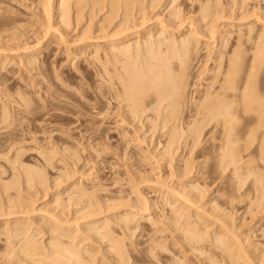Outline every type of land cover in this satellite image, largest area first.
Listing matches in <instances>:
<instances>
[{"label":"rangeland","instance_id":"rangeland-1","mask_svg":"<svg viewBox=\"0 0 264 264\" xmlns=\"http://www.w3.org/2000/svg\"><path fill=\"white\" fill-rule=\"evenodd\" d=\"M3 1L9 34L20 43L10 36V45L6 35L0 40L6 46L0 53V264H22L25 252L17 247L31 240L46 256L57 240L76 247L92 264H169L173 258L208 264L209 254L187 247L185 221L207 234L208 247L219 237L229 240L226 249L241 259L230 261L264 264V162L242 153L222 174L218 127L212 123L195 142L191 112L224 85L230 61L243 62L245 70L264 46V0H69L65 6L51 0V8L50 0ZM184 44L195 62L171 143L166 104L147 99L134 118L115 80L127 57L141 73L159 67L156 57L172 50L183 52L171 54L179 64L187 58ZM42 108L50 116L42 118ZM33 110L41 111L35 123L15 118ZM11 136L26 140L15 144ZM248 159L260 176L241 170ZM25 170L38 179L28 183Z\"/></svg>","mask_w":264,"mask_h":264},{"label":"bare ground","instance_id":"bare-ground-1","mask_svg":"<svg viewBox=\"0 0 264 264\" xmlns=\"http://www.w3.org/2000/svg\"><path fill=\"white\" fill-rule=\"evenodd\" d=\"M67 1L69 0H60V3L61 5H68L69 3H67ZM81 1V0H80ZM79 0L77 1L78 4L80 2ZM3 0H0V40L1 38H4L5 35L7 36V40H9V43H10V36L12 38V42L13 44H15L16 40L15 37H17V35H15V37L13 38V35L12 33L9 34V25L11 24H8L6 22V12L4 11V9H2L1 6H3ZM49 2V0H48ZM70 2V1H69ZM76 2V3H77ZM99 2V0H98ZM47 3V2H45ZM44 3V4H45ZM51 5V0H50V3ZM49 4H45V8H46V11L48 12L49 9L53 6H49ZM4 5H6L4 3ZM46 5H48L50 8H48V6L46 7ZM63 7V6H62ZM64 8H68L67 6L64 7ZM64 9V10H66ZM7 11V10H6ZM45 11V12H46ZM67 11V10H66ZM5 12V13H4ZM9 12V11H8ZM44 12V13H45ZM50 12L51 10L49 11V14L47 13V15L50 16ZM3 13L6 14L5 16H3ZM63 13V12H62ZM66 13V12H64ZM46 15V16H47ZM63 15V14H62ZM49 16H47L48 18H50ZM66 16V15H65ZM5 17V18H3ZM13 17V16H12ZM10 18V17H9ZM5 19V20H4ZM62 19V18H60ZM64 19V17H63ZM11 19L9 20V23H10ZM12 23V22H11ZM63 23H64V20H63ZM51 26V25H50ZM49 26V27H50ZM11 30V29H10ZM8 34V35H7ZM19 36V35H18ZM23 36V35H22ZM25 36V35H24ZM264 38V37H263ZM18 41L20 39V37L18 38ZM6 40V39H5ZM4 40V42H6ZM264 40V39H263ZM262 40V42H264ZM3 41V40H1ZM0 41V42H1ZM15 43H14V42ZM7 43V42H6ZM7 43V45L9 44ZM10 43V45H11ZM1 46H3V43H0ZM23 45V44H22ZM21 45V46H22ZM260 45H262L260 43ZM14 46V45H13ZM188 46V45H186ZM184 44V46L182 45L181 47H183V49H185V56L187 57L185 60L182 59V56L183 53L181 51V53H174L173 54V50H172V53H170V55H167L166 53H162L160 56L156 57L157 61L159 62L158 65L159 67H155L156 69H153L152 71H149L151 73H149L148 71L147 72H142L141 73V70H135V66L133 67V65L129 62L131 61H127L126 59H128V57L124 60L123 63H126V64H122L121 65V68L120 71L123 72V75H117V79L115 81H117V83H119L118 86H120L119 88V91L123 96L127 97L126 98V102H130L131 105H130V110L132 112V116L134 117V115H137L141 112H144V108L147 107V99H150L149 101V104H155L157 106H161V105H164V103L166 104L165 106H161V107H165V109L168 111L167 112V116H165L164 119H166V122L168 123H172V125L174 126L173 128V134L172 136H169V140L171 141V143H173V141L175 142V140L177 139V131H175V128L176 130L178 129V127H180L181 125V120H182V115H183V112L186 110H184V107H186V91H187V88L189 86V77L190 75H192V69L194 68L193 67V62H195V59H193L192 57L195 58V55L192 53V49L189 50V47L187 48ZM259 46V45H258ZM6 46H4V48H0L1 49H5ZM9 49H11L9 47V45L7 46ZM179 47L178 49V52L179 50H181ZM186 47V48H185ZM264 47V46H263ZM262 46L259 47V50H257V52L254 54V59L253 61H249L248 63V66L246 65V69L243 70V66H241L243 64V62L240 64L239 61H230L229 63V66L227 64V68L225 69V75H226V78H224V85L222 87H220L218 90H213V92H209V94H206V97H204V99H202L200 102H198L197 104H195V107L193 108V121H192V129L193 131L195 132L193 134V140H195V142L199 140V138H201L204 130H206L209 125H211L212 123L215 124V128L218 127V131H219V138L221 140V145L219 147V160H220V167L222 168L223 172L222 174H225V170L227 168H229V166H237L238 163H240V160L241 157H242V153H249L250 155H253V156H257L259 157V160H263L264 162V81H260L259 79V76L261 75V73L264 71L261 69L262 65H264V60H263V55H264V50H262L261 48H263ZM6 48V49H8ZM18 48V47H17ZM22 48V47H20ZM19 48V49H20ZM16 49V48H15ZM182 49V50H183ZM17 50V49H16ZM128 49L126 48V51ZM7 51V50H5ZM9 51V50H8ZM12 51V50H10ZM192 51V52H191ZM15 52V50H14ZM13 52V53H14ZM0 53H4L3 50H1ZM12 53V52H11ZM168 53V54H169ZM150 54V53H149ZM148 54V57H150ZM171 54H173L172 56H175V54L179 55L180 57V54L182 55L180 60H178V63L179 64H174L173 61H175V57H172ZM192 54L194 56H192ZM237 54V53H235ZM259 54H261V57ZM3 55V54H1ZM126 54H124L125 56ZM152 55V54H150ZM239 55V54H238ZM236 55V56H238ZM31 56V55H30ZM153 57L154 54L152 55ZM151 56V58H153ZM241 56V55H240ZM4 57H7L4 56ZM176 58V61L177 59ZM240 58H243V56H241ZM236 59H239L236 57ZM129 64H128V63ZM238 63V64H237ZM245 63V61H244ZM243 67V68H240L239 67ZM244 65V64H243ZM243 71H242V70ZM262 70V72H261ZM143 71V70H142ZM203 72V71H202ZM243 73V74H240V73ZM146 73V74H145ZM149 73V74H148ZM121 74V73H120ZM264 74V73H263ZM262 76V75H261ZM264 77V76H263ZM126 78V79H125ZM114 79V78H112ZM264 79V78H263ZM114 81V80H113ZM112 83V82H111ZM116 84V83H115ZM117 86V87H118ZM118 89V88H117ZM210 89V88H209ZM211 90V89H210ZM188 92V91H187ZM188 94V93H187ZM120 95V96H121ZM189 100V99H188ZM191 100V99H190ZM27 104V102L25 103ZM29 105V104H27ZM26 105V107H27ZM167 106V107H166ZM30 107V106H29ZM158 107V108H159ZM28 108V107H27ZM45 108V107H44ZM42 108V111H43V115H41V111L39 112L40 114H37L36 113V110L33 112H29V111H23V112H17V115L15 113V118H18V119H21V120H28V123L30 122L31 124L32 123H35V120H33V118H36L37 115H41L42 118L46 116H50L49 112L45 114V109ZM190 108V106H189ZM188 108V109H189ZM25 109V108H24ZM60 109V108H59ZM73 109V108H72ZM191 109V108H190ZM28 110V109H27ZM129 110V112H130ZM39 111V109H38ZM77 113V112H76ZM68 114V113H67ZM70 114V113H69ZM131 114V113H130ZM71 115V114H70ZM76 115V114H75ZM28 116L30 117V119L28 118ZM52 116V115H51ZM56 116V115H55ZM77 116V115H76ZM135 118V117H134ZM192 118V117H191ZM41 121V120H40ZM43 121V119H42ZM78 121V120H77ZM79 122V121H78ZM32 126V125H31ZM37 126V125H36ZM33 128V127H32ZM35 128V127H34ZM30 129V128H29ZM31 130V129H30ZM31 132V131H30ZM15 133V132H13ZM12 134V133H10ZM17 134V133H16ZM14 135V134H12ZM15 136V135H14ZM14 136H11L13 137V142L16 144L18 143L19 141H23L25 142L26 138H20L18 139V136L17 138L14 137ZM23 137V136H22ZM22 139V140H21ZM242 142L243 144L240 146V148H236V145L238 143ZM22 143V142H21ZM20 143V144H21ZM193 144H196V143H193ZM19 145V144H18ZM13 146H16V145H13ZM27 151V150H26ZM16 156V155H15ZM256 160V159H255ZM258 160V158H257ZM251 161V160H250ZM249 159H248V162H250ZM246 163V162H245ZM255 162L251 161L250 163L246 164L247 166H244V168L241 170H243L246 174L249 175V173L252 175V174H256V175H259V172H258V168L257 167H249V165L251 164H254ZM262 163V162H261ZM263 164V163H262ZM245 165V164H244ZM256 166V165H255ZM258 166V165H257ZM239 167V166H238ZM242 167V166H241ZM234 169V170H233ZM232 171H233V177H234V181H236V178L237 180H241L240 179V176L239 178L237 177V174H239V171H241L239 169V171H237V167L236 168H233ZM29 170V169H28ZM26 171L25 170V174H26V177L28 178L27 181L28 183L30 182L32 184V182H34V180H36V178L38 179V174H37V177H33L32 174H29V171ZM261 170V169H260ZM31 171V170H30ZM238 173H237V172ZM34 172V171H33ZM222 172V171H221ZM258 172V173H256ZM32 173V172H30ZM37 173V172H36ZM241 173V172H240ZM249 175V176H251ZM256 175H255V178H256ZM260 176V175H259ZM263 176V175H262ZM261 176V177H262ZM248 177V176H247ZM259 178L260 180V177H257V179ZM224 180V177L221 178ZM244 179V177H243ZM264 179V178H263ZM237 181L236 183L240 182V181ZM245 181V180H244ZM243 181V182H244ZM254 182V181H253ZM259 182V181H258ZM232 183H235L232 181ZM255 183V182H254ZM246 184V182H245ZM259 184V183H258ZM226 185V184H225ZM238 185V184H237ZM240 185V184H239ZM241 185H243L241 183ZM240 185V186H241ZM256 185V184H255ZM263 185V184H262ZM236 186V185H235ZM235 186H232V187H235ZM252 188H254V190L256 189L254 187V185L252 184ZM259 186V185H258ZM261 186V185H260ZM244 188V185L241 186ZM236 188V187H235ZM259 190H260V187H258ZM264 188V187H263ZM263 188L261 190H263ZM238 189V188H237ZM242 189V188H241ZM240 188L238 190H241ZM249 189V188H247ZM234 190V188H233ZM244 190V189H243ZM224 191V190H223ZM245 191V190H244ZM249 191V190H248ZM256 191V190H255ZM235 192V191H234ZM237 192V191H236ZM241 192H243L241 190ZM240 192V193H241ZM250 192H253V191H250ZM264 192V191H263ZM230 193V192H229ZM233 193V192H232ZM247 193V192H246ZM256 193V192H255ZM259 193H262V191H260ZM238 194V193H237ZM236 194V195H237ZM243 194V193H242ZM245 194V193H244ZM232 195V194H231ZM230 195V196H231ZM239 195V194H238ZM249 195V194H248ZM258 195V194H257ZM229 196V197H230ZM234 196V195H233ZM244 197V195H242ZM260 196V195H259ZM262 196V195H261ZM260 196V197H261ZM236 197V196H235ZM234 197V198H235ZM239 197V196H238ZM243 197H240V198H243ZM247 197V196H246ZM233 198V201H235ZM259 198V197H258ZM236 199V198H235ZM232 201V197L230 199ZM230 201V202H231ZM256 201V200H255ZM254 201V202H255ZM237 202V201H236ZM240 200H239V204H240ZM253 202V201H252ZM253 202V204H254ZM238 203V202H237ZM256 203V202H255ZM231 204H233L231 202ZM251 204V203H250ZM253 204H251L253 206ZM257 204V203H256ZM258 205V204H257ZM225 206V205H224ZM223 206V207H224ZM227 206V205H226ZM229 206V205H228ZM251 206V207H252ZM231 207V206H230ZM182 217V216H181ZM183 218V217H182ZM181 218V219H182ZM188 219V218H187ZM186 220V219H184ZM201 220V219H200ZM183 221V220H182ZM187 222V221H185ZM184 222V223H185ZM190 223V221H188ZM223 222V221H222ZM221 222L220 225H223ZM183 223V222H182ZM181 223V224H182ZM183 223V224H184ZM198 223V222H196ZM204 223V222H203ZM226 223V221H224V224ZM182 224V227H186L185 228V231L187 232L188 234V239L185 238V240H188L189 244L187 247H191V249L193 251H196L195 253H197L199 251V254H209V257H210V260H209V263L210 264H236L234 263L233 261L234 260H237V259H234L232 258L231 254H234V253H229V251H231L230 249H226V246L227 248L228 245V241L226 242L225 240H223L221 237L219 238H214L216 239L214 242V245L211 244L210 241H212L210 239V243L211 246H207L206 245V236L207 234L204 235L203 232H200L201 228L198 229L200 231H197V228H191V226H189V224L186 223L187 226H183ZM192 224V223H191ZM195 224V223H194ZM219 224V223H218ZM198 225V224H196ZM208 225V224H207ZM227 225V224H226ZM206 226V225H205ZM225 226V225H224ZM229 226V225H228ZM196 227V226H195ZM202 227V226H201ZM204 227V226H203ZM223 227V226H222ZM205 228V227H204ZM208 228V227H207ZM206 228V229H207ZM229 228H231L229 226ZM183 229V228H182ZM196 229V230H195ZM216 229V228H215ZM219 229V228H218ZM184 230V229H183ZM182 230V231H183ZM228 230L230 231V229L226 228V231L228 232ZM232 230V229H231ZM205 231V230H204ZM208 231V230H206ZM217 231V230H216ZM219 232V231H217ZM223 232V230L221 231ZM207 233H210V232H207ZM213 233V232H212ZM230 233V232H229ZM232 233V232H231ZM223 234V233H222ZM236 234V233H234ZM214 235V234H213ZM228 235V233H227ZM232 235V234H231ZM17 236V235H16ZM20 235H18L16 238H18ZM209 236V235H208ZM220 236H222L220 234ZM234 236V235H233ZM213 237V236H212ZM236 237V235L233 237V239ZM238 237V235H237ZM236 237V238H237ZM209 238V237H208ZM213 238V239H214ZM232 238V237H231ZM230 238V239H231ZM30 240V239H29ZM240 240V239H239ZM25 241V240H24ZM208 241V240H207ZM231 241V240H230ZM238 241V240H237ZM243 241V240H242ZM242 241H240V243H242ZM22 242V241H21ZM33 241H25L22 245H19L17 248L20 249L21 251L23 250L25 253H24V257L22 258V261L24 264H89L91 263L90 261L89 263L87 262L88 260H85V257H83L84 255L80 254L79 251L80 249L77 251L75 250L76 247H73V246H70V247H73V249H68V246L67 248H65L66 245L68 244H64L63 247L60 245V242L59 244L57 243L58 240L55 242L57 245H54L52 246V244L50 245L51 247V254L52 256H49L47 255L46 256V253L45 251L43 253L40 252V249L39 247H37V244L35 245L34 243H32ZM226 242V243H225ZM233 242V241H232ZM230 242V243H232ZM65 243V242H64ZM187 243V242H186ZM240 243L238 244H234L236 246H233V247H237L240 246ZM244 243V241H243ZM121 245V244H120ZM231 245V244H230ZM232 246V245H231ZM69 247V248H70ZM113 247L114 249L117 251V254L120 259L123 260V250H121L118 242H115L114 241V244H113ZM183 247V246H182ZM181 247V248H182ZM232 247V248H233ZM242 247V246H240ZM29 248L32 249L31 252H27V251H30ZM186 248V247H184ZM239 248V247H238ZM28 249V250H27ZM183 249V248H182ZM187 249V248H186ZM190 249V248H189ZM242 249V248H241ZM244 249V247H243ZM247 249V248H246ZM244 249V250H246ZM185 250V249H184ZM183 250V251H184ZM42 251V249H41ZM49 251V250H48ZM192 251V253H193ZM233 251V250H232ZM242 251V250H241ZM240 251V253L242 254L241 257H243V253ZM16 252V248H15V251ZM187 252V250H186ZM190 252V251H189ZM201 252V253H200ZM235 252V251H234ZM237 252V251H236ZM235 252V253H236ZM244 252V251H243ZM18 253V251L16 252ZM116 253V252H115ZM172 253V252H170ZM239 253V254H240ZM173 254V253H172ZM182 254V253H181ZM188 254V253H187ZM238 254V253H237ZM245 254V253H244ZM14 255V253L12 254ZM16 255V254H15ZM236 255V254H234ZM247 255V253H246ZM251 255V254H250ZM38 256L36 259L37 260H34L35 257ZM169 256H171L169 254ZM179 256V255H178ZM181 256V255H180ZM185 256V255H184ZM206 256V255H204ZM249 256V255H247ZM174 257V256H173ZM183 257V256H182ZM208 257V258H209ZM228 257V258H227ZM230 257L232 259H234L233 261H230ZM239 257V256H238ZM236 257V258H238ZM251 257V256H250ZM258 257V256H257ZM34 258V259H33ZM39 258V259H38ZM165 258V257H164ZM184 258V257H183ZM188 258V257H187ZM186 258V259H187ZM244 258V257H243ZM249 258V257H248ZM155 259V258H154ZM162 259V258H161ZM176 260V258H173ZM185 259V258H184ZM185 259V261H187ZM229 261H228V260ZM240 259V257H239ZM238 259V260H239ZM246 256H245V260H246ZM261 259H262V256H261ZM260 259V260H261ZM263 259H264V256H263ZM160 260V259H159ZM170 260L171 264H182L181 262H179V259L178 261L176 260ZM237 260V261H238ZM241 260V259H240ZM254 260V259H253ZM252 260V262H253ZM157 261V260H156ZM184 261V262H185ZM243 261V260H242ZM256 261V260H255ZM264 261V260H263ZM21 262V263H22ZM203 262V261H202ZM206 262V261H205ZM241 262V261H239ZM246 262V261H245ZM260 262V261H259ZM22 263V264H23ZM157 263H159L157 261ZM169 263V264H170ZM186 263V262H185ZM201 263V262H200ZM208 263V264H209ZM238 263V262H237ZM256 263V262H255ZM253 263V264H255ZM92 264V263H91ZM161 264V263H160ZM168 264V263H167ZM184 264V263H183ZM189 264V263H188ZM199 264V263H198ZM203 264V263H202ZM240 264V263H239ZM245 264V263H244ZM252 264V263H251Z\"/></svg>","mask_w":264,"mask_h":264}]
</instances>
